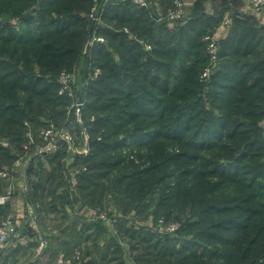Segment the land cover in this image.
Instances as JSON below:
<instances>
[{
	"label": "trees",
	"instance_id": "1",
	"mask_svg": "<svg viewBox=\"0 0 264 264\" xmlns=\"http://www.w3.org/2000/svg\"><path fill=\"white\" fill-rule=\"evenodd\" d=\"M92 3L0 0V168L24 153L29 124L47 125L45 117L66 111L70 98L59 95L57 79L64 66L83 67L91 31L80 10ZM103 21L97 33L108 46L89 52L91 72L100 67L102 74L79 89L90 132V152L72 156L87 167L79 179L83 204L105 206L112 194L125 214L134 209L138 217L182 225L171 237L130 226L127 216L117 217L116 234L99 221L66 223L58 205L68 200L64 149L47 155L51 170L32 180L38 214L60 215L46 253L81 250L82 264H264V58L248 59L261 43L260 28L236 19L230 36L219 40L220 67L204 84L205 36L219 21L205 13L204 0L176 27L156 23L129 0L107 7ZM124 26L149 37L153 51Z\"/></svg>",
	"mask_w": 264,
	"mask_h": 264
},
{
	"label": "rangeland",
	"instance_id": "2",
	"mask_svg": "<svg viewBox=\"0 0 264 264\" xmlns=\"http://www.w3.org/2000/svg\"><path fill=\"white\" fill-rule=\"evenodd\" d=\"M118 0H110V5H113L117 2ZM149 3L151 4V8H150V16L151 19L153 21H155L156 23H166L169 24L171 26H178V24H183V22L185 21H179V22H175L172 23V21L167 18V13L169 11V9H172L174 6V2L175 0H148ZM185 1V17H187V4L188 1H198V0H182ZM206 1V0H204ZM232 1H238V2H247L249 4L248 0H232ZM112 2H114L112 4ZM250 5V4H249ZM93 6V3H92ZM88 11L86 10H80V12L82 13L81 15H83L85 17V19L87 20V29H90L91 31V27H92V20L89 16L91 8ZM108 6V7H109ZM251 6V5H250ZM258 12V11H257ZM260 15H262L261 12H258ZM157 17H161L163 18L162 21H156ZM262 17H264L262 15ZM2 17H0L1 19ZM11 21L14 23V26L16 27H20L21 24L18 23L19 19L18 18H12ZM180 24V25H181ZM102 25H104V21L102 19ZM128 31H127V30ZM123 30L129 35V37L131 39H134L136 41H139L144 49L146 51H153V47L154 44L152 42V40L147 37L146 39L141 38L137 33L133 32L128 26H124ZM208 35H214L218 40H220L216 34L213 32L212 34H208ZM103 45H107L108 46V41L106 39V41L103 43ZM147 46H151L150 49H148ZM86 45L84 46L85 49ZM84 49L82 51V55L85 56V61L83 60V71L82 72V68H81V64H79V62H75L73 65V74H74V78H73V89L75 90H79L81 88H85L86 85L88 84L89 80L93 77L97 78L100 77L102 74L101 68L100 67H96L95 70L93 72H91V57H89L90 53H84ZM116 59H119V54H115ZM220 62H221V58H220ZM63 70H67L69 71V67L64 66V68H61L60 72H62ZM202 72V71H201ZM213 77V76H212ZM174 79L172 80V84L174 85ZM59 91H60V87H59ZM58 91V92H59ZM80 91V90H79ZM76 93V91H75ZM64 94H60L61 96H67L70 98V100L68 101V105L65 106L66 111H64V114H60L59 116H55L53 118H49V117H45L44 121L47 123V125H43V126H38L37 128L33 129L31 127V125L29 124V129L27 132V139H29V141H33V144H30V146L24 147L25 151L24 153H18V159L15 161V163L13 164V166H10L8 164H3L0 168V172L6 173V175H0V177H14L15 178V182H12L6 189L4 192H1L0 195H4L8 189H13L14 193L11 197V199L6 203H10V202H14V200L16 199V195L18 194V189H20L24 194L25 197V203L27 206H29V211L28 213L23 216H19L17 214L14 213H9L7 215H4L1 219H0V223L6 219H10L12 222V225L15 227L16 229V233L17 236L16 238L10 243V245L5 248L4 250H2L3 254L2 256H5L7 254H9L10 252H12V250L14 249V247L17 244L18 239H22V238H29L30 235L32 236H37L38 239H40L39 241V247H38V252L40 253V246H44L45 249L47 248L48 244H47V238H50V233L53 232L55 234L59 233V228L56 227V223L59 221H56L57 217H60V215L56 216L55 212H50L48 214H43L42 217L40 216V214H38L37 210H36V204H34L31 200V192H32V180L36 181L39 177L40 174L42 175H47V173L51 170L52 168V164L50 163V161L48 160L47 155L49 154H55L58 153L59 151H62L65 149L66 151V156L62 159V167L64 169V173H65V178H66V184L65 187L62 188L63 191H65V193L67 194L68 200L65 198L64 201L61 200L62 202H58L59 207H63L64 210L67 213V221L66 223H68V221H70L72 219H80L79 220V226H81L82 222L84 221H89V222H102L104 225H106L109 229L110 234H116L115 232V222L118 220V218L127 216V219L129 220L128 223L129 225H134L135 227H139V226H146L148 228H151L152 230L154 229L155 232L158 235H166L169 234L171 237H175L173 236L174 233L168 232V231H163V230H158L159 227H163V229L165 228V225H169L171 223H173L174 218L171 219H166L165 216L160 217L159 219H155L153 214H146V215H141L140 217H138V215L135 213V210H131L130 212H128L127 214H125L122 210L117 209L116 207V203L114 200V197L112 194H109L107 197L106 202L104 203L105 206H92V205H84L83 204V200H82V194L80 191V187H79V179H80V175L85 172L87 170L86 166H81L79 164L76 165V158H72V156H74V150L79 149V150H84L86 148L87 142L90 144V132L87 128V126L85 125V121H84V112L81 113L80 116L76 115L73 108L71 109L73 102L75 100V96H68ZM63 107V106H61ZM71 109V110H70ZM84 111V109H83ZM56 128L58 130H63L65 132H67L71 139L70 141H62L58 144L57 146V150L54 152H49V153H45V154H40L37 156H34V158L36 157V160L34 161L35 163L33 164V172H29V169L31 167V161L28 159V156L30 155V153L37 149V148H43L45 147L48 139H46L42 133V130H45L47 128ZM1 142L6 145V146H10V142L7 139H2ZM28 145V140L27 142L24 144V146ZM71 145V146H70ZM46 148V147H45ZM44 148V149H45ZM15 151V150H14ZM60 153V152H59ZM74 153V154H73ZM28 154V155H27ZM40 162H42V166H40ZM75 174V177L77 179V185L73 187V180H74V176L72 177V175ZM41 175V176H42ZM65 202V204H63ZM5 204V205H6ZM63 204V205H62ZM89 210H95L99 213H104L106 215V219H102V220H98L95 221L93 219H90L88 216V212ZM178 217L183 218L185 217V213L183 212H178L176 214ZM118 217V218H117ZM45 218V219H44ZM34 221L33 225H29L27 223H30V221ZM45 221H47V227L48 229H44V225H45ZM163 231V232H162ZM35 233V234H32ZM162 235V236H163ZM176 235V234H175ZM105 240L102 239L100 241V245L104 244ZM77 251H79L80 253H78ZM64 252L61 251L59 253V257L57 259V264H82L83 263V254L81 252V250H76L75 253L71 256L64 255V258L61 259L62 261H59L60 255L63 254ZM41 258H45L46 257V251L43 252L41 254ZM48 253H47V257H48ZM86 260V258H85ZM24 261V260H23Z\"/></svg>",
	"mask_w": 264,
	"mask_h": 264
},
{
	"label": "built area",
	"instance_id": "3",
	"mask_svg": "<svg viewBox=\"0 0 264 264\" xmlns=\"http://www.w3.org/2000/svg\"><path fill=\"white\" fill-rule=\"evenodd\" d=\"M135 5L139 7L146 8L147 10H150L151 4L148 0H129ZM249 4L258 12H261L264 16V0H248ZM114 2H112L113 4ZM110 5V0H93V6L90 11V18L92 20V27H91V35L86 43V47L84 49V53H89L94 45L96 44H103L106 41V38L102 35H99L97 33L100 26H102V19L104 16V12L106 11V8ZM170 19H169V18ZM167 18L169 21L171 20L172 23L184 21L186 19L185 17V1L182 0H175L174 6L172 9H169L167 13ZM162 21L163 18L157 17L156 21ZM127 30V29H126ZM128 31V30H127ZM205 41L207 43V55L209 56V63L203 68L200 80L204 84H208L213 76V74L218 70L220 67V43L219 40L214 35H206ZM148 49L151 48V46H147ZM73 78L74 74L70 71L63 70L58 75V84L60 85V94L68 95V96H75V100L73 102V105L71 109L73 108L76 115L80 116L83 112L84 106H85V100L82 98L81 94L79 93V90L73 89ZM93 79V77L91 78ZM76 91V93H75ZM70 109V110H71ZM261 125L264 130V120L261 122ZM42 133L46 139H48L45 147L43 148H37L33 150L30 155L28 156L29 160H32L34 156L45 154L49 152H54L57 150V146L62 141H70L71 137L70 135L63 131L58 130L56 128L50 127L45 130H42ZM68 141V142H69ZM30 144H33V141H29L28 145L25 147H29ZM71 146V145H70ZM45 148V149H44ZM74 155L80 154V155H87L90 152V144L87 142L86 148L84 150L76 149L73 151ZM28 155V154H27ZM74 173L72 177L74 176L73 180V187L77 185V179L75 177ZM0 175H6V173L0 172ZM14 191L13 189H8L7 192L4 195H0V204L5 205L12 197ZM88 216L90 219H93L95 221L106 219V215L104 213H99L95 210H89ZM34 221H30V223H27L29 225H33ZM180 222H173L169 225H165V228L159 227V231H168L171 233H176L178 229L181 227ZM162 231V232H163ZM17 233L15 227L12 225V222L10 219H6L0 223V250H4L7 248L10 243L16 238ZM45 246V245H44ZM44 246H40V254H42ZM80 253L79 251H77ZM64 253L60 255L59 261L61 262L64 258Z\"/></svg>",
	"mask_w": 264,
	"mask_h": 264
},
{
	"label": "crops",
	"instance_id": "4",
	"mask_svg": "<svg viewBox=\"0 0 264 264\" xmlns=\"http://www.w3.org/2000/svg\"><path fill=\"white\" fill-rule=\"evenodd\" d=\"M162 1V0H161ZM205 13L218 19V23L215 26L214 33L222 41L227 39L235 24L236 19L244 21L245 23H251L255 27L260 28V36L262 37L261 43L257 48V52L248 57L250 62H257L264 58V17L260 15L252 6L247 2L233 1L224 4L222 0H206L204 1ZM195 8V1H188L187 15L190 17ZM250 66V65H249ZM248 68V67H247ZM15 182L14 177H0V193L12 183ZM18 189V194L14 202H10L7 205L0 204V219L9 213H14L19 216L26 215L29 211V206L25 203L24 194ZM47 244H50V238H47ZM39 241L37 236L30 235L29 238L18 239L16 246L9 254L2 256L3 252L0 250V264H57L59 254L52 253L43 259L38 252ZM45 249L44 252L48 249ZM88 258V257H87ZM86 258V260H87ZM24 260V261H23Z\"/></svg>",
	"mask_w": 264,
	"mask_h": 264
}]
</instances>
